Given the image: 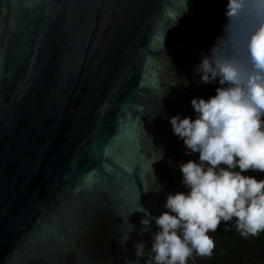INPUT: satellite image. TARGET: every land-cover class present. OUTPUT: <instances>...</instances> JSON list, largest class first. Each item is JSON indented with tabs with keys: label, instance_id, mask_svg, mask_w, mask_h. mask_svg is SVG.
I'll return each mask as SVG.
<instances>
[{
	"label": "water",
	"instance_id": "1",
	"mask_svg": "<svg viewBox=\"0 0 264 264\" xmlns=\"http://www.w3.org/2000/svg\"><path fill=\"white\" fill-rule=\"evenodd\" d=\"M185 6L0 0V264H60L68 250L87 264L78 238L106 198L122 236L135 224L123 264H147L134 248L140 238L151 246L140 208L164 210L159 143L169 164L182 140L175 107L159 114L161 54L176 52L183 67L205 32L183 27L182 15L198 18L194 0ZM169 27L184 30L165 49Z\"/></svg>",
	"mask_w": 264,
	"mask_h": 264
},
{
	"label": "clouds",
	"instance_id": "2",
	"mask_svg": "<svg viewBox=\"0 0 264 264\" xmlns=\"http://www.w3.org/2000/svg\"><path fill=\"white\" fill-rule=\"evenodd\" d=\"M225 8L222 33L193 67L198 83L218 81L215 94L191 99L194 117H170L186 153H198L179 163L185 190L169 191L159 214L140 208L139 235L151 232V246L140 238L134 248L147 264L211 256L221 221L234 220L243 236L264 231V175L252 174L264 173V0H227ZM183 82L190 83L186 76ZM133 231L135 224L121 242Z\"/></svg>",
	"mask_w": 264,
	"mask_h": 264
},
{
	"label": "flooded vegetation",
	"instance_id": "3",
	"mask_svg": "<svg viewBox=\"0 0 264 264\" xmlns=\"http://www.w3.org/2000/svg\"><path fill=\"white\" fill-rule=\"evenodd\" d=\"M197 6V20L182 15L183 27H200L204 32V36L200 41L199 51H186L183 55L184 65L179 66L176 62L178 54L174 51H166L161 54L163 64V74L159 75L161 87L163 88L164 99L162 100L159 114L164 117L167 108H173L185 115L191 114L195 116V110L191 105V99L194 96H210L215 94V89L218 86L216 83H198L194 76L193 67L201 59L200 53L211 48L215 42L217 35L223 31V25L226 23L227 17L225 15V5L227 0H194ZM205 27L206 29H203ZM181 31H175L169 27L166 29V43L165 49L172 46L176 40L181 38ZM207 39L210 41L208 42ZM187 77L189 84L183 82V77ZM178 148L172 151V156L169 158L172 162L168 164L167 158L163 156L159 159L163 165L166 174L169 175L164 181L165 200L169 191L185 190L182 181V172L179 168L181 161H187L194 157L198 158V153H186L183 140L179 141ZM165 143V141H164ZM161 140L159 148L163 149L165 144ZM146 152V151H145ZM151 156L152 154L149 153ZM251 171V170H248ZM257 175H264V173H252ZM100 209H97L96 217L90 222L87 228L83 229L82 238H78V247L85 253L86 260L83 262L95 264H123V259L128 256L126 245L121 242V232L117 222V214L115 210L110 208V199L106 198L104 202H100ZM235 219V218H234ZM234 229L237 234H241L237 229L234 220L225 223L221 221L217 230L212 233L215 241L223 232H228ZM211 232V230H209ZM264 231L258 237L257 243L254 242L252 247L249 243H245L244 247L240 248L238 254L250 251V255H246V260L242 258H223L212 254L211 256H196L195 260L190 258L189 264H263L264 263ZM239 246V245H238ZM216 256L218 258H216ZM78 257L77 251L68 250L65 253V258L60 264H75ZM91 258V259H89ZM37 264H47L44 261H38Z\"/></svg>",
	"mask_w": 264,
	"mask_h": 264
},
{
	"label": "trees",
	"instance_id": "4",
	"mask_svg": "<svg viewBox=\"0 0 264 264\" xmlns=\"http://www.w3.org/2000/svg\"><path fill=\"white\" fill-rule=\"evenodd\" d=\"M264 234V232H263ZM261 236V233L258 235H249V236H243L239 235L235 232L234 229H230L228 232H223V234L218 237V240H216V247L213 250V254H217L219 257L223 258H235L238 259L241 255H250V251L241 252L239 254L237 252H240V248L244 247L245 243H249V247H252V244L257 243L258 237ZM239 245V246H238ZM237 251V252H236ZM216 256V258H218Z\"/></svg>",
	"mask_w": 264,
	"mask_h": 264
},
{
	"label": "rangeland",
	"instance_id": "5",
	"mask_svg": "<svg viewBox=\"0 0 264 264\" xmlns=\"http://www.w3.org/2000/svg\"><path fill=\"white\" fill-rule=\"evenodd\" d=\"M240 255H241V254H239V256H240ZM240 258H242L244 261L246 260V259H245V258H246L245 255H241Z\"/></svg>",
	"mask_w": 264,
	"mask_h": 264
}]
</instances>
